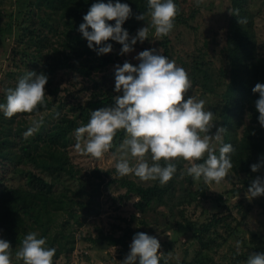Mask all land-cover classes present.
Masks as SVG:
<instances>
[{
  "label": "trees",
  "instance_id": "obj_1",
  "mask_svg": "<svg viewBox=\"0 0 264 264\" xmlns=\"http://www.w3.org/2000/svg\"><path fill=\"white\" fill-rule=\"evenodd\" d=\"M4 1L0 0V3ZM96 2L107 3L108 0H30L25 3L26 17L19 20L17 25L18 28L26 29H23L25 38H22L26 42V48L6 89L15 88L27 71L43 73L48 77L45 85L46 107H38L33 113L15 114L11 119L0 113V238L4 236V240L17 251L23 237L35 231L31 226V222H35L37 218L34 211L44 210L54 215L65 213L68 217L60 226V237L54 234L52 239H46L49 247L56 248L53 264L61 255L68 254L73 249V245L67 246L69 242L74 243V240L65 224L73 220L81 225L86 218L98 212L92 201L96 198L94 192L100 189L104 183V175L109 173L107 169L97 167L91 173L99 179L91 181L83 178L69 156L68 146L71 132L78 127L77 119L86 124L91 111L111 106L114 103L112 93L106 90L100 97L89 99L85 104L65 109L66 103H59L60 84L55 82V75L63 69L89 77L93 72L103 71L107 64L114 61L111 53L98 56L96 51L89 49L87 41L78 32L83 16ZM112 2L115 3L116 0ZM119 2L128 4L132 9L133 15L122 25L128 33L150 24L147 0ZM180 2L174 0L179 9L174 26L182 24L189 33H193L189 39L192 48L175 50L170 43V33L160 38L159 43L166 55L169 50L177 54L178 66L188 72L192 81L189 91L200 86L219 96L220 107L216 108L212 130L216 131L217 127L226 128L223 142L232 144L235 149L231 154L233 168L226 178H236L231 191L237 194L241 190H247L257 176L264 177V168L255 173L250 169L251 164L264 157V128L258 123L259 113L254 103L259 94L252 92L256 83L264 84V55L260 50L255 28V18L260 11L252 10V0H230L223 32L219 34L216 29L209 27L207 31L212 32V36H209L206 33L202 35L195 23L200 6L197 7L194 3L189 14L185 15ZM142 13L145 14V20H136L135 16ZM243 18L247 19V23L239 24L238 20ZM108 23L114 25L115 22ZM11 28V24L7 22L5 30L9 31ZM153 31L150 28V32ZM105 43L112 44V48L120 45L112 40ZM31 49V52L28 51ZM21 66L25 69H21ZM11 81L13 83L10 85ZM4 102L5 93L0 99V103ZM44 111L52 115L53 121L48 127L42 125L26 139L24 131L30 127L28 120H25L26 115H37ZM70 111L74 113L71 114ZM55 113H59V116H55ZM124 136V130H119L113 145ZM218 148L219 145L217 155ZM176 163V174L163 186L158 181L144 184L134 175H118L113 180L125 189L126 197H137L134 204L140 210H145L153 203L166 202L177 184H182L184 194L175 203L182 221L177 223L191 231L199 247L191 259L182 261L181 264H210L212 257L209 250L222 246L235 228L231 227L228 215L218 213L219 211H213L203 221L191 219L184 212L185 207L196 197L214 199L220 204L221 194L212 197L202 179L196 181L186 174L182 175L189 166L187 162ZM6 168L12 170V173L17 172L19 176L22 174L25 184L6 183V177L1 174ZM224 208L229 209L230 206L224 205ZM220 222L225 226V234L216 230ZM131 231V227H124L119 235L99 231L97 237L89 239L126 246ZM40 237L44 238L42 235ZM235 259L232 264L236 263Z\"/></svg>",
  "mask_w": 264,
  "mask_h": 264
},
{
  "label": "clouds",
  "instance_id": "obj_2",
  "mask_svg": "<svg viewBox=\"0 0 264 264\" xmlns=\"http://www.w3.org/2000/svg\"><path fill=\"white\" fill-rule=\"evenodd\" d=\"M203 2L195 0L197 7ZM147 8L150 24L139 28L135 36L130 37L122 27L133 13L128 4L119 0L93 3L83 16L78 32L98 56L112 51V44L105 43L109 40L122 46L119 55L128 54L137 41L143 43L148 39L150 28L154 29L156 38L167 36L174 28L179 12L174 0H147ZM135 19L144 21L145 14ZM109 21H114V25ZM238 23L246 24L247 19H239ZM133 59L139 61L138 65L125 61L122 66H114V92L117 93L114 103L91 111L88 122L74 130L75 151L102 159L113 148L117 132L124 130V139L112 153L117 175H134L140 181H158L163 186L176 174V162L185 161L189 166L182 175L196 181L202 179L205 184L221 183L233 168L231 154L235 149L223 142L226 128L217 127L214 134H209L214 127V113L205 110V100L186 96L192 87L188 72L158 49L143 50ZM47 81L45 74L27 71L15 88L5 90L0 113L11 119L15 114L33 113L38 107H46ZM252 92L259 94L254 103L259 113L258 123L264 128V84L256 83ZM54 115L58 117L59 113ZM42 123V119H32L24 137L32 136ZM261 168H264V157L250 165L253 173ZM245 195L249 200L264 196V177L253 179ZM37 237L35 231L27 233L15 252V259L22 264H53L56 248L46 247V238ZM236 245L239 248L241 242L237 241ZM160 247L154 236L137 232L121 264H160L162 256L167 264V256L158 251ZM11 249L8 241L0 239V264H12ZM245 264H264V253H249Z\"/></svg>",
  "mask_w": 264,
  "mask_h": 264
},
{
  "label": "rangeland",
  "instance_id": "obj_3",
  "mask_svg": "<svg viewBox=\"0 0 264 264\" xmlns=\"http://www.w3.org/2000/svg\"><path fill=\"white\" fill-rule=\"evenodd\" d=\"M27 1L30 0H5L0 3V99H2L8 86V81L13 71L16 70L20 56L23 55L26 48V42L22 39L25 38V32H23L25 28H18L17 22L26 17L25 3ZM180 1L184 14H189L195 0ZM229 1L204 0L200 5V10L195 16V23L198 24L202 35L206 33L212 36L210 35L212 32L207 31L209 27L216 29L219 34L223 32ZM19 7L20 9H18ZM251 8L253 11H260V14L255 18V28L259 47L264 55V0H252ZM7 22L12 26L9 31L5 30ZM144 26L146 24L140 28ZM136 32L129 33V36H135ZM192 35L193 33H189V30L184 25L177 23L170 32V43L175 50H188L192 48V42L189 41ZM186 39L188 41H185ZM159 40L160 38L155 37L154 31L151 33L149 30L148 39L143 43L137 41L133 45L134 50L128 54H118L122 47L121 45L112 48L110 53L114 57V61L107 64L103 71L93 72L89 77L76 75L68 69L58 71L55 75V82L59 83L61 88L59 103L63 104L65 102V109H68L79 104H85L89 99L100 97L106 90L112 93L114 97L117 95L114 92V66H122L125 61L130 62L134 66L138 65L139 61L133 59V57L143 50L158 49L161 54L176 61L177 54L169 50L166 55ZM28 51L31 52L32 49ZM176 64L177 66L179 65L177 61ZM20 68L25 69L24 66ZM12 83L13 81L10 82V85ZM186 96H194L197 99L205 100V110L213 112L214 115L216 108L220 107L219 96L203 90L200 86L193 88ZM69 113L73 114L74 112L70 111ZM32 119H42V125L47 127L53 121V117L48 111L37 115H26L25 117L30 126ZM77 121L78 127L84 125L79 118ZM74 130L70 134L68 152L74 162V166L79 170L78 174L85 179H90L91 181L94 179L96 181L95 179L99 178L93 176L91 173L92 169L97 167L107 169L109 173L104 175V183L100 189L94 192L96 198L92 201L98 212L86 218L81 225L73 220H70L69 224H65L74 240V243L72 242L71 244L69 242L67 246L73 245V249L68 254L61 255L55 260V264H121V261L125 259L130 250L129 245L132 237L137 232L147 233L159 240L161 247L158 251L167 256V264H181L182 261L191 259L198 249L199 243L192 236L189 229L177 223V221H182L178 206L175 204L181 194H184L185 190L182 188V184H177L171 197L166 202L153 203L145 210H140L134 204L137 197H126L124 195L125 189L119 187L113 180L118 175L115 171L112 153L116 151L124 138H121L119 142L115 141L113 148L105 153L102 159L97 160L90 156H82L75 151ZM213 133H215V129L212 130L211 134ZM1 174L6 177V183L25 184L22 174L19 176L17 172L12 173V170L7 168ZM130 176L132 177L133 175ZM137 179L139 180V178ZM234 181H236L235 177L231 179L225 178L219 184L215 182L207 184V191L211 193L212 197L221 194L220 204L214 199L205 200L202 197H196L184 210L191 219H197L198 221H203L213 211L225 213L230 219L231 227L235 228L231 237L222 246L209 250L212 257L210 264H232L234 258H236L235 264H245L249 253H264V196L249 200L245 195L247 190H241L237 194H233L231 189L234 187ZM143 183L147 184L148 181H143ZM224 205H228L230 208L225 209ZM34 212L37 214V218L35 222H31V226L38 233L39 238L42 235L46 239H52L54 234H58V237H60L58 233L60 226L68 217L65 213L54 215L46 213L44 210H36ZM124 227H131L132 229L126 246L119 244L110 245L106 242H96L89 239L97 237L99 231L119 235L123 232ZM224 227L220 222L216 226L217 232L225 234ZM0 239H4V236H1ZM237 241L241 242L239 248L236 245ZM46 247H49L48 244H46ZM11 251L12 264H22V261L15 259L16 251L14 249H11ZM160 264H164L163 256Z\"/></svg>",
  "mask_w": 264,
  "mask_h": 264
}]
</instances>
